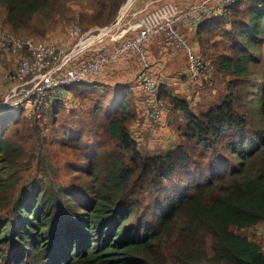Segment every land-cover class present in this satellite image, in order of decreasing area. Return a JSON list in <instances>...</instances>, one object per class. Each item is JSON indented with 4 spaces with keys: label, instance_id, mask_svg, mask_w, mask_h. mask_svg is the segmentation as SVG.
<instances>
[{
    "label": "trees",
    "instance_id": "obj_1",
    "mask_svg": "<svg viewBox=\"0 0 264 264\" xmlns=\"http://www.w3.org/2000/svg\"><path fill=\"white\" fill-rule=\"evenodd\" d=\"M128 1L99 0L95 25L115 23ZM55 2L0 0L15 27ZM216 24L228 45L217 57L205 49L202 55L215 74L230 78L228 94L195 113L188 98L156 80L159 100L186 122L184 141L166 155L141 152L131 125L146 110L122 87L113 108L93 112L112 148L94 143L79 183H48L52 172L42 155V178L23 182L26 153L12 133L26 120L14 112L28 108L0 110V264H264V249L236 232L264 222V80L246 81L263 58L264 0H237L196 34L201 39ZM185 78L198 83L188 69ZM91 79L63 93L87 89Z\"/></svg>",
    "mask_w": 264,
    "mask_h": 264
},
{
    "label": "rangeland",
    "instance_id": "obj_2",
    "mask_svg": "<svg viewBox=\"0 0 264 264\" xmlns=\"http://www.w3.org/2000/svg\"><path fill=\"white\" fill-rule=\"evenodd\" d=\"M201 1L203 0H164V2H174L182 9ZM162 4L163 1L156 0L155 7L158 8ZM99 9V0H57L45 10L22 20L21 23H18V27H15L8 21L9 12L0 4V29L16 33L21 40L30 39L35 42L56 45L61 49L63 56L72 54L73 64H80L94 58L98 53L88 50V46H79V38H72L70 31L74 26H80L87 32L106 28V26L95 25V17ZM217 25L212 30L207 29L202 33L201 39L196 31H190L187 35L195 55L201 57L209 65L200 83H190L188 89L191 92L186 93V98L191 101L192 110L195 113L207 112L210 108L219 105L228 94L230 78L223 74H215L211 70L210 61L202 55L203 49L213 57H217L225 51V46L228 45L227 38L220 34V26ZM98 34L99 32H95L93 37H97ZM106 37L98 47L102 48L107 45ZM95 40L96 38H93L87 44ZM262 57L260 62L255 65V78L246 80L249 84L264 80V50ZM150 61L154 67L151 55ZM19 63V56L0 54V107L11 105L14 102L15 93L13 90L16 83L12 76L16 73ZM169 67L170 65H162L158 72L159 75H169ZM111 68L91 79L95 82L87 89L79 90L77 88L76 91L62 92L61 102L58 104L53 102L47 109L35 110L29 107V110L25 109V113L19 109L14 112L23 114L26 119L19 125V131L12 133L14 140L20 142L26 153L21 159V162L25 163L24 166L27 165V168L23 170V182L33 181L37 177L42 178L37 172V157L42 155L45 159L44 165L50 170V173L52 172V177L47 179L48 183L64 186L72 185L75 182L79 183V179L76 177L81 175L80 171L84 167H87L84 161L85 155L93 148L94 143L99 149L104 146L111 150L112 144L105 130L103 128L97 130L96 125L100 124L95 122L93 116L96 107H101L103 111L110 107L113 108L115 100L119 98L118 90H111L117 84L112 86L113 82H106L107 76L117 78L116 82H122L118 80L117 73L109 72ZM178 73L174 74L179 75L177 80L185 82L183 81V70L181 74ZM154 77L159 82L157 73H154ZM169 89L173 95L184 97V94L176 93L182 89L181 85L179 87L169 86ZM19 91L21 90H18V97L25 96V93ZM122 94H125L124 91ZM138 98L141 99V97ZM8 100L11 101L5 104ZM158 103L160 114L165 115L167 121L164 130H156L151 122V125H148L146 129L143 128L145 118L142 114L131 125L132 133L139 142L141 152L147 156L166 155L184 141L182 127L186 123L185 117L177 109L169 106L166 99L162 98L158 100ZM98 120L104 122L106 119L101 116ZM159 128L157 127V129ZM76 139L81 142L75 141ZM86 179L85 176H82L80 180L85 181ZM236 232L254 240L264 249V222L259 226Z\"/></svg>",
    "mask_w": 264,
    "mask_h": 264
},
{
    "label": "built area",
    "instance_id": "obj_3",
    "mask_svg": "<svg viewBox=\"0 0 264 264\" xmlns=\"http://www.w3.org/2000/svg\"><path fill=\"white\" fill-rule=\"evenodd\" d=\"M236 2L237 0H203L176 12L168 11L155 17V21L145 23V27L135 37L108 51L98 46L104 41L109 27L87 32L80 26H74L70 35L72 38H79L78 45L88 46V50L98 53L80 64H71L72 54L63 56L56 45L30 39L21 40L16 33L0 29V54L20 56L19 67L12 76L16 86L11 105L35 110L47 109L56 99L61 98L65 87L83 83L111 66L135 58L138 68L137 83L145 94L144 103L149 116L156 122L161 114L158 84L150 61V45L156 40H162L166 50L171 53H189L188 72L198 81L204 74L206 65L201 57L195 55L185 33L197 31L201 23L220 17ZM95 32H99L97 37H93ZM93 38L96 40L87 44ZM19 89V92L25 93L22 98L17 96Z\"/></svg>",
    "mask_w": 264,
    "mask_h": 264
},
{
    "label": "crops",
    "instance_id": "obj_4",
    "mask_svg": "<svg viewBox=\"0 0 264 264\" xmlns=\"http://www.w3.org/2000/svg\"><path fill=\"white\" fill-rule=\"evenodd\" d=\"M159 1H163V4L159 6L158 8H156L155 7L156 0H131L130 4L124 10L122 15H120L123 8L127 5L126 4L121 9L116 22L112 23L110 26H107L109 27L105 35V37L108 36L106 37L107 41L105 40L107 45L102 46L103 50L105 51L112 50L116 48L117 46H119L120 43H122L123 41H127L135 37L139 33V31L145 27V23L149 21H155L156 20V19L154 20L155 17L161 16V14L166 13L168 11L176 12L182 9L174 2H164V0H159ZM135 9L139 11L137 10L135 11ZM127 21H128V24H127ZM188 33L190 32H186L185 34L188 35ZM110 35H113V36H110ZM109 37H111V39H108ZM150 55L152 58V63L154 65L153 72L158 74L157 78L159 80V84L160 85L166 84L168 86H175V87L177 86L179 87L181 85L182 89L180 91L179 90L176 91V93H182L184 94L183 96L186 97L187 96L186 93L191 92L188 89L190 85V83H188V78H185V82H180L177 80V77L179 75H174V74H176L177 72H179L178 74H181L182 70L184 74L187 73V69L190 63L189 53L187 52L171 53L166 50L164 44L162 43V40H156L150 45ZM71 64H73L72 61H71ZM162 65L164 66L170 65L169 75H159L158 72ZM111 67L112 68L109 69V72L111 71L113 73H117L119 77L118 80L122 81L121 83H119V82H116L117 78L107 76L106 82L107 81L113 82L111 84L112 86L117 84L116 86H113L111 90H118L122 87H128V88H131L133 91H135L137 96L141 97V100H142L140 104V109L146 110V112L145 111L143 112V117L145 118V122L142 125L143 128L146 129V127H148V125H151L152 123L156 130H164L165 122H167L165 119V115L162 116L161 114L159 119L155 122L153 119L150 118L149 112L145 106V103L143 104V101H144L143 93L144 92L141 89V87L138 86V83H137L138 68H137L135 58H131L129 61H124L118 65H114ZM202 77L197 81L198 83H200ZM165 80L167 81L165 82ZM102 83H105V82H102ZM157 127H160V128L157 129Z\"/></svg>",
    "mask_w": 264,
    "mask_h": 264
},
{
    "label": "clouds",
    "instance_id": "obj_5",
    "mask_svg": "<svg viewBox=\"0 0 264 264\" xmlns=\"http://www.w3.org/2000/svg\"><path fill=\"white\" fill-rule=\"evenodd\" d=\"M106 28H107V26H106ZM9 56H16V55H9ZM19 57H20V56H19ZM14 106H16V105L2 106V107H0V110H1V109H5V108H9V107H14Z\"/></svg>",
    "mask_w": 264,
    "mask_h": 264
},
{
    "label": "water",
    "instance_id": "obj_6",
    "mask_svg": "<svg viewBox=\"0 0 264 264\" xmlns=\"http://www.w3.org/2000/svg\"><path fill=\"white\" fill-rule=\"evenodd\" d=\"M131 0L127 3V5L123 8L122 12L120 15H122V13L124 12V10L127 8V6L130 4Z\"/></svg>",
    "mask_w": 264,
    "mask_h": 264
}]
</instances>
